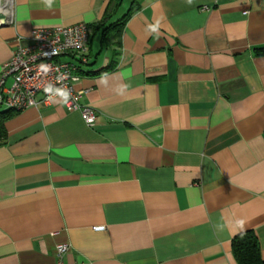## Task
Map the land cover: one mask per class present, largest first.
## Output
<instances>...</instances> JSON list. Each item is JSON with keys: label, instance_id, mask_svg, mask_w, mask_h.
<instances>
[{"label": "crops", "instance_id": "1", "mask_svg": "<svg viewBox=\"0 0 264 264\" xmlns=\"http://www.w3.org/2000/svg\"><path fill=\"white\" fill-rule=\"evenodd\" d=\"M134 1L102 39L133 0H12L0 68L17 35L88 24L95 117L56 98L5 121L0 264H238L245 230L264 259V0Z\"/></svg>", "mask_w": 264, "mask_h": 264}, {"label": "built area", "instance_id": "2", "mask_svg": "<svg viewBox=\"0 0 264 264\" xmlns=\"http://www.w3.org/2000/svg\"><path fill=\"white\" fill-rule=\"evenodd\" d=\"M13 21L12 0H0V26ZM90 38L91 28L84 22L33 28L26 39L17 35L11 57L0 68V109L19 112L59 98L67 110H79L92 125L95 111L81 103L85 91L74 87L91 60ZM67 249V244L57 245L55 264H63Z\"/></svg>", "mask_w": 264, "mask_h": 264}, {"label": "trees", "instance_id": "3", "mask_svg": "<svg viewBox=\"0 0 264 264\" xmlns=\"http://www.w3.org/2000/svg\"><path fill=\"white\" fill-rule=\"evenodd\" d=\"M116 7L121 0H111ZM137 8V3L133 0L127 11L113 22H108L109 15L106 13L98 24L94 27L102 32V39L106 37L118 38L123 30L126 19L133 9ZM257 53H264V46L256 48ZM115 61L112 59L105 67L97 72H105L112 69ZM14 114V111L0 109V142L6 137L5 121ZM231 250L238 264H264V259L260 254V246L255 233L252 230H245L235 234L231 239Z\"/></svg>", "mask_w": 264, "mask_h": 264}, {"label": "clouds", "instance_id": "4", "mask_svg": "<svg viewBox=\"0 0 264 264\" xmlns=\"http://www.w3.org/2000/svg\"><path fill=\"white\" fill-rule=\"evenodd\" d=\"M46 3L50 5L51 4V0H46ZM153 30H155V29H153ZM49 90L50 89H48V88L46 89V91H49ZM61 94H63V93H61Z\"/></svg>", "mask_w": 264, "mask_h": 264}]
</instances>
